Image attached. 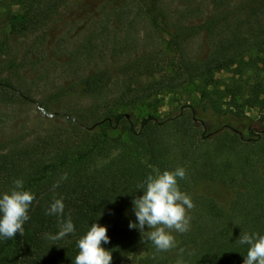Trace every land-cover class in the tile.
<instances>
[{
	"label": "trees",
	"instance_id": "1",
	"mask_svg": "<svg viewBox=\"0 0 264 264\" xmlns=\"http://www.w3.org/2000/svg\"><path fill=\"white\" fill-rule=\"evenodd\" d=\"M142 1V35L74 48L63 61L75 72L72 80L60 81L51 104L41 102L46 109L68 95L88 99L84 113L75 115L86 127L66 113L63 137L41 144L17 141L0 150V195L18 179L35 194L23 233L0 238V264H75L77 241L92 223L107 228L109 243L102 247L111 251V264H243L249 245H240L239 236L264 235V114L252 119L243 112L250 100L264 102V0ZM69 7L67 0H0V10L9 12V30L0 35L1 93L33 100L1 77L24 67L11 39L45 32ZM112 8L106 18H126V12ZM97 47L99 54L90 53ZM222 71L230 75L220 87L216 74ZM29 75L38 77L24 73ZM187 87L197 99L187 94L177 112L148 115L138 125L132 118L137 106ZM225 98L241 99L239 108L232 109ZM177 167L186 169L178 184L194 203L192 227L179 234L175 248L157 251L147 226L142 233L128 227L137 223L133 200L143 195L137 186L154 168ZM204 180L239 193L231 213L213 198L194 194ZM60 198L63 216L46 214ZM68 217L75 232L50 239Z\"/></svg>",
	"mask_w": 264,
	"mask_h": 264
},
{
	"label": "rangeland",
	"instance_id": "2",
	"mask_svg": "<svg viewBox=\"0 0 264 264\" xmlns=\"http://www.w3.org/2000/svg\"><path fill=\"white\" fill-rule=\"evenodd\" d=\"M61 1V0H51ZM70 7L62 10L61 19L58 24L47 27L45 32H34L31 36H17L11 39V44L20 47L18 53L22 54L24 60L23 68L15 71L5 72L2 78L8 79L15 87L20 88L28 94L31 102L19 101L9 92L0 91V150L10 149L17 141L26 143L41 144V140L63 137L67 129L64 114L68 113L75 117L76 114L84 113L88 108L90 101L88 99L78 98L77 96H65L62 101L54 102L51 107L45 109L46 113H54L53 116H47L41 113L37 104L47 102L51 104L54 98V92L58 91L61 80L68 78L72 80L73 71L65 67L63 61L76 48H82L89 43L102 41L108 43L107 39L112 38L119 42L123 35H142L144 25L141 16L146 12V5L142 0H109L108 8L104 4L108 0H67ZM112 1V2H111ZM114 7V8H112ZM121 11L125 13L123 20H109L107 10ZM121 9V10H119ZM14 9H12L13 11ZM9 12L0 10V35L9 30L8 21ZM107 15V16H106ZM123 24V25H122ZM119 26L115 31L113 27ZM12 47V46H11ZM101 47V45H100ZM75 48V49H74ZM100 48L91 50L94 55L99 54ZM25 58V59H24ZM37 73L38 77L32 75L24 76L25 72ZM24 72V73H23ZM229 73L222 71L216 74L219 80L218 86L222 87L229 77ZM248 75L242 77V84L246 83ZM252 81V80H251ZM241 83V81H240ZM235 84H238L237 82ZM239 85V84H238ZM250 82L246 83L244 90L249 91ZM191 93V97L197 99L193 88L187 87L178 90L175 93L164 94L157 99H152L146 103L132 109L131 114L134 121L139 124L140 120L148 115L164 117L181 109L184 97ZM246 93L244 96L247 97ZM232 109H238L240 100L225 98ZM243 100V99H242ZM244 115L257 119L264 114V102L260 100L253 104L243 106ZM44 117L50 118L49 120ZM86 127V126H85ZM253 162L257 164L256 157ZM196 195H205L213 198L220 206L231 213L236 195H239L231 186L217 182L204 180L200 181L194 190ZM193 209L188 212L191 217ZM192 223L190 220V229ZM148 228V227H147ZM150 230V229H149ZM176 240L178 233H173Z\"/></svg>",
	"mask_w": 264,
	"mask_h": 264
},
{
	"label": "clouds",
	"instance_id": "3",
	"mask_svg": "<svg viewBox=\"0 0 264 264\" xmlns=\"http://www.w3.org/2000/svg\"><path fill=\"white\" fill-rule=\"evenodd\" d=\"M65 174L62 179H66ZM186 178V169L177 167L175 170L154 168L145 181L138 185L143 195L133 200L134 213L137 223L130 222V229L139 228L144 232L148 229V239L153 243L157 251H169L177 246V240L173 233L183 234L190 230L191 217L188 212L194 208L189 195L179 188L178 180ZM55 184L54 187H58ZM35 194L30 190H24L22 180H15L14 187L0 195V238L12 239L18 233H23V225L29 219L28 211ZM62 198L54 199L46 214L61 218L64 213ZM75 232L71 217L61 219L60 230L50 239H63ZM240 245H249L243 264H264V235L258 233H243L237 239ZM109 243L107 228L97 223H92L89 230L77 241L79 249L75 257V264H111L112 254L110 250L102 247ZM177 264H183V260H177Z\"/></svg>",
	"mask_w": 264,
	"mask_h": 264
},
{
	"label": "water",
	"instance_id": "4",
	"mask_svg": "<svg viewBox=\"0 0 264 264\" xmlns=\"http://www.w3.org/2000/svg\"><path fill=\"white\" fill-rule=\"evenodd\" d=\"M37 107L41 113H44L47 116H53L54 115V113H46L44 107L39 103L37 104ZM72 120L75 121L78 125L85 127V125L82 124L81 122H79L75 117H72Z\"/></svg>",
	"mask_w": 264,
	"mask_h": 264
}]
</instances>
